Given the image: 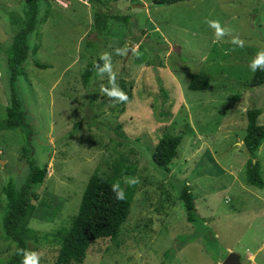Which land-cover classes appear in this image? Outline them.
Masks as SVG:
<instances>
[{
	"label": "rangeland",
	"instance_id": "1",
	"mask_svg": "<svg viewBox=\"0 0 264 264\" xmlns=\"http://www.w3.org/2000/svg\"><path fill=\"white\" fill-rule=\"evenodd\" d=\"M64 2L66 8L37 0L23 75L13 83L31 130L29 156L46 168L24 224L38 234L69 226L95 170L106 178L133 166L127 178L139 182H125L134 194L127 220L114 235L65 256L47 240L36 250L40 264H220L227 250L236 252L241 264H264V184L261 189L247 184L248 155L241 144L246 110L259 108L257 124L264 126V85L249 87L248 67L264 50V0H188L156 7L151 0H108L109 14L129 20L125 25L109 20L98 35L93 0L85 6ZM23 10L24 0H0V203L7 180L19 188L28 173L19 131L1 127L9 81L3 49ZM209 20L230 31L217 39ZM235 36L245 42L243 48L231 43ZM88 42L92 48H86ZM117 48L126 54L116 55ZM104 52L112 54L116 83L129 93L124 103L103 94L108 75L97 68L88 85L81 84L86 63L101 61ZM34 62L47 68L37 69ZM192 74L208 77V88L187 90ZM79 121L83 124L70 136ZM90 121L101 127L88 126ZM174 135L182 139L162 177L150 156L159 139ZM256 160L264 183V139ZM181 182L195 205L191 224L177 200ZM14 248L0 238V264Z\"/></svg>",
	"mask_w": 264,
	"mask_h": 264
},
{
	"label": "trees",
	"instance_id": "2",
	"mask_svg": "<svg viewBox=\"0 0 264 264\" xmlns=\"http://www.w3.org/2000/svg\"><path fill=\"white\" fill-rule=\"evenodd\" d=\"M114 1V0H111ZM188 0H151L152 6L171 5ZM97 9L93 12V29L95 33L101 34L109 20L118 24L125 25L129 20L126 16H112L108 12V7L104 2L108 0H93ZM104 9H100L103 5ZM38 14L37 0H24L23 17L20 24L13 34L10 43L3 49L5 54V64L9 71L8 81V103L1 117V127L5 130L17 129L23 140L22 156L28 166V173L24 182L16 188L13 182L8 179L1 188L3 203H0V238L3 241H11L15 248L11 257L5 264H22L23 256L21 249L26 251H36L39 246L50 240L57 245L60 255L65 256L69 253L84 250L91 242L110 237L114 235L119 227L127 220L133 190L126 184L122 176L130 177L133 175L134 168L126 167L121 170H114L111 176L101 177L95 170L87 179L81 192L76 212L71 219L69 226L60 228L54 233H40L25 226L24 221L31 208V202L37 199V191L41 186L46 168L37 166L29 156V135L31 130L25 121L24 112L21 109L13 83L16 77L23 75L22 65L27 61L28 46L26 44L27 36L33 32L36 25ZM93 45L88 42L86 48H92ZM100 60L95 63L87 62L83 72L80 75L81 84L86 87ZM34 67L40 70L47 67L37 62ZM120 88H124L118 83ZM209 79L204 75L192 74L189 76L186 85L189 91H204L208 88ZM264 85V71L252 73L249 87H258ZM129 97V93H127ZM259 108H250L245 112L246 125L242 145L248 155L245 163L244 175L248 185L261 189L263 179L256 153L258 152L260 142L264 139V126L257 124V118L260 116ZM85 123V121H84ZM83 124L82 121L75 122L72 125L69 135L71 136L78 127ZM88 126L100 128L101 125L96 121L86 122ZM181 135L163 136L157 141L150 156L153 169L162 177L168 174V165L176 157V149L181 142ZM119 183L120 188L125 193V199L117 200L113 192V185ZM177 200L184 211L185 221L193 223L196 218L195 205L185 182L179 183L177 190ZM181 248L178 246L176 249Z\"/></svg>",
	"mask_w": 264,
	"mask_h": 264
},
{
	"label": "clouds",
	"instance_id": "3",
	"mask_svg": "<svg viewBox=\"0 0 264 264\" xmlns=\"http://www.w3.org/2000/svg\"><path fill=\"white\" fill-rule=\"evenodd\" d=\"M206 23H208L211 28L215 29V35L217 39L222 38L228 33V31H230L222 28L219 21L209 20L206 21ZM231 43L240 48H243L245 44V42L241 40L238 36L233 37ZM126 51L127 49L117 48L115 49V54L124 55L126 54ZM111 57V53L104 52L100 57L101 61H103V65H96L100 75H103L105 73H107L108 75L109 87H102L101 91L109 99L114 100L118 103H124L128 100V96L126 92L121 89L116 83V74L113 72ZM248 67L253 73L258 70L264 71V50H261L256 54V56L249 63ZM126 182L129 183L130 186H134L139 182V180L138 178H126ZM112 190L115 193L117 200L125 199V193L120 188L118 182L113 185ZM20 253L23 256L22 264H40V255L38 252L31 250L26 251L24 249H21Z\"/></svg>",
	"mask_w": 264,
	"mask_h": 264
},
{
	"label": "water",
	"instance_id": "4",
	"mask_svg": "<svg viewBox=\"0 0 264 264\" xmlns=\"http://www.w3.org/2000/svg\"><path fill=\"white\" fill-rule=\"evenodd\" d=\"M220 264H241V263H240V259L238 255H236L235 253L229 252L226 254V256L224 257V259L222 260Z\"/></svg>",
	"mask_w": 264,
	"mask_h": 264
},
{
	"label": "built area",
	"instance_id": "5",
	"mask_svg": "<svg viewBox=\"0 0 264 264\" xmlns=\"http://www.w3.org/2000/svg\"><path fill=\"white\" fill-rule=\"evenodd\" d=\"M53 2H55V4L59 5L60 7L62 8H66L67 5L66 3L64 2V0H52ZM75 2L81 4V5H88L89 3V0H74Z\"/></svg>",
	"mask_w": 264,
	"mask_h": 264
},
{
	"label": "crops",
	"instance_id": "6",
	"mask_svg": "<svg viewBox=\"0 0 264 264\" xmlns=\"http://www.w3.org/2000/svg\"><path fill=\"white\" fill-rule=\"evenodd\" d=\"M228 252L230 251V252H233V251H231V250H227ZM236 253V252H235Z\"/></svg>",
	"mask_w": 264,
	"mask_h": 264
}]
</instances>
